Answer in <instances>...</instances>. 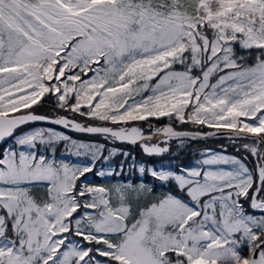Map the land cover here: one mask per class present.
I'll list each match as a JSON object with an SVG mask.
<instances>
[{"label": "snow or ice", "instance_id": "1", "mask_svg": "<svg viewBox=\"0 0 264 264\" xmlns=\"http://www.w3.org/2000/svg\"><path fill=\"white\" fill-rule=\"evenodd\" d=\"M46 96L73 115L36 114ZM162 117L251 138L242 147L255 167L212 153L178 171L141 165L155 184L105 186L86 178L104 145L71 141L92 161L70 166L54 155L69 136L22 129L47 122L139 142L149 155L168 151L147 144L154 136L198 135L129 127ZM8 138L0 264H264V0H0V141ZM219 165L230 167H210Z\"/></svg>", "mask_w": 264, "mask_h": 264}, {"label": "trees", "instance_id": "2", "mask_svg": "<svg viewBox=\"0 0 264 264\" xmlns=\"http://www.w3.org/2000/svg\"><path fill=\"white\" fill-rule=\"evenodd\" d=\"M180 68L177 66V69ZM37 114L47 115L55 117L57 115H68L72 116L71 113H65L63 110L58 109L56 103L54 102L53 98L46 96L44 97L38 105H34L33 109ZM75 119L83 122L84 124H101L102 122L99 121H89L83 117L75 116ZM171 123L178 129H188V130H200V131H208L215 128H209L207 125H196L191 122L189 123H180L176 120H169L167 117H162L159 120L155 118H151L150 121H140V122H131L130 126L137 125L145 130V132L154 131L156 128H161L166 124ZM48 126V127H55L61 130H64L69 135H72L76 138H83V139H95L99 140L104 143V149L101 159L97 162L102 163L103 157H108L113 149H118V152L112 156L113 165L115 166L116 171L119 170L120 164L123 162V175L132 177L134 179H142L146 183L155 184L158 182L154 181V178L150 176L147 172L141 177L138 169V163L143 164L146 169L150 168L151 166H159L160 163L165 164H174L177 168H180L181 165H186L190 163L194 158H197L199 154V150L202 148L206 149H216L219 151H223L227 154L236 156L244 161L250 168L255 167V158L244 150L242 145L244 143H252L251 139H237L234 140L232 138H224V139H217V140H206V141H193L189 139H182V140H173L170 143V149L168 152L164 153L161 156L158 155H147L143 152L139 144L136 145H128L125 143H119L113 141L110 137L105 138L102 135H88V134H79L75 132L68 131L63 129L57 125H51L46 123H32L28 125H24L22 127L23 131L34 126ZM151 125V127H150ZM114 127L113 125H110ZM11 139V138H10ZM10 141V140H9ZM9 141L0 146V151L5 148V145L9 143ZM122 153H129L128 157L122 155ZM247 157L245 160L244 158ZM134 158V159H133ZM132 166V167H130ZM96 170V166H94L93 171ZM97 176V175H96ZM99 180V177L97 178ZM82 181V180H81ZM78 181V184L81 182ZM171 186H165V188H170ZM161 188V187H160ZM178 192V190H177ZM179 194V193H178ZM245 208L248 209L250 212H255L248 208V205L245 204ZM256 215H259V212H255Z\"/></svg>", "mask_w": 264, "mask_h": 264}, {"label": "rangeland", "instance_id": "3", "mask_svg": "<svg viewBox=\"0 0 264 264\" xmlns=\"http://www.w3.org/2000/svg\"><path fill=\"white\" fill-rule=\"evenodd\" d=\"M93 67H98L97 65H93ZM177 70H182L181 68H178ZM95 73L92 71H89L87 73V75L83 76V79H89L91 76H93ZM213 82H215V80H213ZM152 83H155V81H153ZM148 93H145V95ZM53 129L54 131L63 133L64 135L69 136L71 139L69 141H61L59 143H57L55 145V159L57 161H63L65 163H68L70 166L72 165H77V166H83L84 164H89L92 161V158L90 155H85V154H80L77 155L76 154V149L72 146L71 141H76L77 143H85V144H96V145H104L103 142L99 141V140H95V139H83V138H76L72 135H69L67 132H65L64 130L55 128V127H48V126H34V127H30L26 130H24L25 132H30L36 129ZM13 144V140L10 139L9 143L7 145H5V148L8 147L9 145ZM39 150H42L45 152V154L47 155H52L51 149L45 148L44 146H38ZM27 150V149H25ZM115 150V152H118V149H113ZM112 152V151H111ZM212 153H219L221 155H227L230 157H236L230 154H227L223 151H219L216 149H206V148H202L199 150V154L197 155V158H194L190 163L186 164V165H181V167L184 168H188V167H199L198 162L202 161L205 158H208ZM112 156L114 155H109L108 159L102 160V163H99L96 161L95 162V166H96V170L92 171L90 173L86 174V178L88 182H91L93 184H103L105 186H110L112 184H115L117 182H127V181H132L133 183H140L141 181H143L142 179H134L133 176L129 177V176H125V175H120V176H104V177H100V176H96V172L97 171H109V170H114L115 166L113 165V160H112ZM238 158V157H236ZM240 159V158H239ZM143 164L138 163V167H140ZM144 166V165H143ZM163 167L166 170H172V171H178L180 168H177L174 164H165V163H160L159 166H151L150 168H160ZM212 168V170H216L219 167H223L225 169L229 168L230 165H219V166H210ZM99 177V180L97 179ZM81 180L84 181L85 177H81ZM145 182V181H143ZM146 183V182H145ZM168 188L165 187H161L158 188L157 191L162 193L165 191H168Z\"/></svg>", "mask_w": 264, "mask_h": 264}, {"label": "water", "instance_id": "4", "mask_svg": "<svg viewBox=\"0 0 264 264\" xmlns=\"http://www.w3.org/2000/svg\"><path fill=\"white\" fill-rule=\"evenodd\" d=\"M39 115H42V114H39ZM44 116H47V115H44ZM48 117H52V116H48ZM78 122H80V121H78ZM32 123H46V124H51V123H47V122H32ZM32 123H30V124H32ZM80 123H83V122H80ZM51 125H55V124H51ZM167 125H171L174 128V130H176L178 132H188V133L198 134V135H195V136H191L190 135L188 137H182V138H175L174 137V138H171V139H167L166 143H165V139L166 138H164L162 136L159 137V138H157V137L154 136L152 140L147 141V144L149 146H151V145H159L161 147H167L168 148V151H169V149H170V143L173 140L189 139V140H193V141H206V140H217V139L229 138V136L227 135L228 130H226V129H220L219 131H217V129H212V130H208V131H200V130L178 129L173 124H171V123H168L165 126H167ZM57 126L65 129L61 125H57ZM107 126H109V125H107ZM132 126H137V125H132ZM165 126H163V127H165ZM110 127H112V126H110ZM129 127H131V126L129 125ZM137 127H139V126H137ZM163 127H161V128H163ZM66 130L71 131V132H75V133H79V134H88V133H81V132H78V131H75V130H71V129H66ZM152 132H154V131L145 132V130H144V133H145L146 136L147 135H151ZM208 133H216V134L215 135H208ZM88 135H99V134H88ZM249 139H251V138H249ZM9 140H10V138H8L6 142L0 141V146L3 145V144H5V143H7ZM113 141L119 142V143H125V144H128V145H136V144H131V143H128V142H122V141H117V140H113ZM137 144H139L140 147H141V149L143 150L142 144L139 143V142ZM143 152H144V150H143ZM164 153H166V152H164ZM164 153L159 154L158 156H161ZM147 155H149V154H147ZM153 155H155V154H153Z\"/></svg>", "mask_w": 264, "mask_h": 264}]
</instances>
